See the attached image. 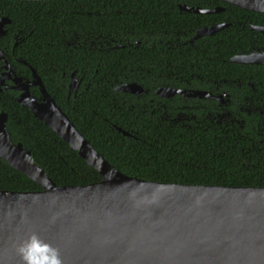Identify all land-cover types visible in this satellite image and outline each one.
<instances>
[{
	"label": "trees",
	"instance_id": "trees-1",
	"mask_svg": "<svg viewBox=\"0 0 264 264\" xmlns=\"http://www.w3.org/2000/svg\"><path fill=\"white\" fill-rule=\"evenodd\" d=\"M179 3L203 9L220 6L225 10L207 15L186 13L179 11ZM5 17L10 23L0 46L15 69L31 78V70L16 58L28 63L79 132L123 174L170 184L264 187V150L252 153V164H242L237 162L233 147L204 149L199 147L198 135L150 120L148 116H135L124 106L114 105L112 96L106 97L113 94L106 84L107 69L118 59H139L149 54L107 49L105 42L108 35L116 37L115 44H120V40L125 43V37L134 42L136 38L148 39L151 35L159 41L166 35L189 36L197 28L231 23L216 36L196 41V49L186 46L159 56H169L175 63L201 64L208 75L219 72L221 78L264 81V65L247 66L230 61L233 55L251 46H264V33L253 31L249 25L250 22L264 26V13L219 0H0V19ZM243 22L245 27L241 25ZM156 46L166 48L160 42ZM135 47L138 46L126 43L125 49ZM59 67L61 71L78 69L93 76L90 88L76 102L66 98L63 81L57 77ZM259 90L264 96V84ZM31 94L40 97L39 88H31ZM16 95L13 91L0 92V112L7 114L11 140L30 150L36 163L58 186L99 182L97 171L29 109L17 103ZM110 122L134 137L123 136L111 128ZM209 141L206 137L205 143ZM41 189L0 159V190Z\"/></svg>",
	"mask_w": 264,
	"mask_h": 264
},
{
	"label": "water",
	"instance_id": "water-1",
	"mask_svg": "<svg viewBox=\"0 0 264 264\" xmlns=\"http://www.w3.org/2000/svg\"><path fill=\"white\" fill-rule=\"evenodd\" d=\"M219 1L264 13V0ZM178 9L206 15L225 10L184 3ZM9 23L0 19V38ZM228 26L198 28L194 39ZM251 29L264 33L262 25ZM231 62L264 65V53L234 56ZM25 64L32 81L6 66L7 75L15 78L13 89L20 92L15 101L76 151L101 180L56 185L31 151L11 140L7 114L0 112V159L42 188L0 190V264H22L18 249L33 234L57 251L62 264H264V187L170 184L123 174L87 141ZM32 86L39 88L40 97L31 94ZM44 254L40 247L31 251L33 260Z\"/></svg>",
	"mask_w": 264,
	"mask_h": 264
},
{
	"label": "flooded vegetation",
	"instance_id": "flooded-vegetation-1",
	"mask_svg": "<svg viewBox=\"0 0 264 264\" xmlns=\"http://www.w3.org/2000/svg\"><path fill=\"white\" fill-rule=\"evenodd\" d=\"M241 25L245 27V22ZM249 25L251 27L253 24L249 22ZM6 26L4 29L7 31ZM197 29L189 36L185 33L176 38L166 35L164 40L159 41L153 35L148 39L136 38L134 42L125 37V43L120 40V44H115L116 37L108 35L109 38L105 41L107 49L148 53L149 56L118 59L116 64L111 65L107 69L106 84L113 94L106 97L112 96L110 100L114 105L118 104L119 108L124 106L126 111L135 116H148L150 120H159V123L185 129L187 134L198 135L199 147L204 149L233 147L237 162L250 165L252 153L264 150V96L259 92L264 81H245L238 77L221 78L219 72L208 75L201 64L175 63L169 56H159V53L172 54L175 49L186 46L196 49V41L206 37L194 39ZM6 35L7 33L4 36ZM158 42L166 48L158 49ZM126 43L131 47L134 44L138 47L125 49ZM148 43L150 47H147ZM112 44H115L114 47ZM0 51L3 55V59L0 57V78H4L3 83L0 82V92L13 91L17 93V97L20 92L13 89L16 85L13 81L15 78L7 75V64L17 77L29 81L33 80L32 72L31 78L20 74L1 46ZM253 53H264V46H251L249 50L232 57ZM16 60L29 69L24 60ZM57 77L63 81L61 86L65 89L67 100L73 99V102L86 93L93 79L90 72L78 69L65 72L60 67ZM33 87L36 86L31 88ZM109 125L123 136L134 137L131 132L123 130L115 123L110 122ZM206 137L211 139L208 144L205 143ZM235 142L237 143L229 146Z\"/></svg>",
	"mask_w": 264,
	"mask_h": 264
},
{
	"label": "clouds",
	"instance_id": "clouds-1",
	"mask_svg": "<svg viewBox=\"0 0 264 264\" xmlns=\"http://www.w3.org/2000/svg\"><path fill=\"white\" fill-rule=\"evenodd\" d=\"M44 248L45 254L43 258L33 260L31 251L34 248ZM22 264H62L59 255L55 249L45 245L39 238L33 234L28 241L22 244L18 249Z\"/></svg>",
	"mask_w": 264,
	"mask_h": 264
}]
</instances>
